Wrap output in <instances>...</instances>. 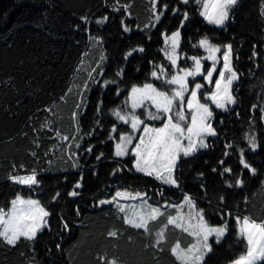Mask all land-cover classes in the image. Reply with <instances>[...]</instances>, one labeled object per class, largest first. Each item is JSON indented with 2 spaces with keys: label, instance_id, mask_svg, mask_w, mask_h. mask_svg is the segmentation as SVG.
<instances>
[{
  "label": "trees",
  "instance_id": "1",
  "mask_svg": "<svg viewBox=\"0 0 264 264\" xmlns=\"http://www.w3.org/2000/svg\"><path fill=\"white\" fill-rule=\"evenodd\" d=\"M156 2L160 4V0ZM165 2L177 6L176 0ZM201 6L195 0L187 6L193 22L182 31L179 51L183 58L178 63L180 67H191L187 57L205 56L202 49L193 47L205 36L220 45L222 52L223 46L230 43L232 67L239 75L233 85L237 103L228 112L214 113L218 138H208L209 147L197 153L198 159L184 165L179 181L182 187L175 188L129 171L128 158L114 156L117 133H112L114 140H109L108 133L113 123L119 130L129 132L112 110L125 108L132 85L152 83L171 93L174 86L165 80L174 73L165 57L161 33L170 35L179 20L169 12L157 22L155 14L163 8L154 9L152 0H0V208L7 210L19 193L24 198L40 200L50 212V227L38 233L34 241L21 238L17 246H8L0 239V264H104L102 257L116 258L118 264H180L172 255L175 235L167 231L165 239L156 243V232L163 225L160 218L149 222L150 231L145 233L125 224L121 212L112 206H96L98 199L112 197L117 189L146 192L153 206L162 202L176 204L184 195L190 196L197 210L206 211L205 220L210 226L227 223L222 247L210 241L217 249L220 264H230L244 253L246 245L237 238L234 218L248 217L250 222L264 224V150L258 147L253 152L246 139L255 136L258 145L264 144V0H238L225 29L203 22L199 17ZM180 7L182 15L185 9ZM104 17L108 19L97 24ZM125 26L130 33L123 32ZM139 47L145 51L124 59ZM252 52L257 55L252 56ZM102 55L106 58L104 76L92 85L86 97L87 111L80 122L81 134L86 129L92 136H85L79 141L81 149H75L72 113L81 102L88 73L100 63ZM159 65L169 71L167 77L156 80L150 73ZM120 68L124 74L116 77ZM105 79H115L116 83L103 85ZM116 88L121 89L119 96ZM101 99L103 104L97 113L94 108ZM140 113L142 110H138ZM57 131L68 135L69 140L60 141ZM36 143L40 144L38 149ZM89 143L93 146L90 154L84 151ZM69 144L76 152L72 159L68 158ZM241 149L258 170L257 175L251 179L244 176L243 188L234 186L225 191L228 183L234 184V178L223 173L219 161L226 160L227 166L242 176L238 159ZM32 151L37 152L36 157ZM100 153L103 156L97 160ZM77 157L79 167L72 168ZM33 168L37 170L39 186L30 189L9 179L12 174H30ZM115 168L123 169L118 174L120 178L112 175ZM77 181L82 185L77 189L81 195L69 197L67 193ZM57 193L60 195L54 200ZM77 207L81 209L79 217L73 215ZM61 215L74 220L70 231H61ZM110 230L119 235L108 237Z\"/></svg>",
  "mask_w": 264,
  "mask_h": 264
},
{
  "label": "snow or ice",
  "instance_id": "2",
  "mask_svg": "<svg viewBox=\"0 0 264 264\" xmlns=\"http://www.w3.org/2000/svg\"><path fill=\"white\" fill-rule=\"evenodd\" d=\"M190 3L191 0H176L177 6H172L165 2V0H160V4H157L156 0H152L154 9H159L161 6L163 8V11H158L155 14L157 22H160L161 16H165L169 12L179 20V26L176 30L171 31L170 35L167 32L161 33L163 43L166 46L164 49L165 57L170 62L171 71L174 73L169 79L165 80V83L174 87L171 89V93H169L158 89L152 83H144L142 86L132 85L124 102L125 108L122 109L118 106L112 110V115L118 121L122 122V125H128L131 131H121L113 123L111 131L108 133L109 140L116 139L112 133H117L118 140L115 142L114 156L117 158L128 157L127 163L131 165L129 171L134 169L136 173L153 177L162 184L175 188L182 187L179 181L184 165L198 159L197 153L209 147L206 142L208 138H218L217 129L213 123L214 111L209 107L208 102L210 101L216 110L228 112L229 106L237 103V98L233 94V85L234 82L239 80L238 72L234 70L231 63L232 59H234L232 45L230 43L224 45L223 48L226 50L222 52L221 46L210 42L207 36L200 38L197 44H193L194 48L198 47L202 49L206 55L203 57L191 55L187 57L192 62L191 67H180L178 62L183 58V54L179 51L183 39L182 31L188 23L193 22L190 19L187 8ZM195 3L198 5L202 4L203 10L199 12V17L202 18L203 22H206L207 25L225 29L227 27L226 22L230 17V11L237 6L238 0H195ZM180 6H183L185 9L182 15ZM113 10L119 11V8L114 7ZM82 19L86 21V17H82ZM107 19L108 17H104L103 19L97 20V24H102ZM147 27L149 26L145 25V28ZM123 32L130 33L131 29L125 26ZM144 51L145 49L143 47L133 48L125 55L124 59L128 60L129 57L135 58L134 53H143ZM221 52L223 66L218 69L217 65L220 62L218 54ZM251 55L255 56L257 53L252 52ZM105 59L102 55L100 57V63H97L96 67H93L88 73V81L90 82L86 81L84 83V88L81 92V102L76 105L77 111L72 113V118L75 122V135H72L71 139L75 142V149H81V143L79 141H83L85 136H92V132L86 129L81 134L80 122L87 111L88 101L86 97L93 90L92 85L98 84L99 78L104 76L103 62ZM205 60L211 62L210 67L205 68L203 64ZM156 68H158V71ZM168 71L163 65H159L154 67L150 75L152 78L160 80L162 76L167 77ZM205 72L206 75L204 74ZM93 73L96 75L94 76ZM123 74L124 69L120 68L115 73V76L122 77ZM196 77H201L205 83L196 82ZM110 83H116V80L112 79L110 81L105 79L103 81V85ZM213 83L214 90L208 88L206 92L201 91L206 85H212ZM120 93L121 89L116 88L115 94L119 96ZM201 97L206 102L202 103ZM101 104H103L102 99L95 106V112L99 113ZM177 105L179 106V110H176ZM129 107L130 110H127ZM253 107L255 108V106ZM137 109H143L144 111L138 115ZM151 109H155V111H151ZM186 111L188 116H190V120L186 116ZM145 113L148 120L161 121L162 126L155 127L146 123L145 120L141 119V115ZM56 137L60 141L69 140L68 135H61L59 131L56 132ZM246 139L253 152L258 147L264 150V144L258 145L255 136L246 137ZM35 147L38 149L40 144L36 143ZM227 147H232V145H227ZM68 149V158L72 159V157L76 156V152L72 150L73 144H69ZM84 151L89 154L92 153L93 146L89 143L84 148ZM31 155L36 157L37 152L32 151ZM44 155H48V153L45 152ZM223 155L226 156L227 153L225 152ZM101 156H103V153L97 155L96 159L99 160ZM238 159L243 170L242 176H238L233 168L227 166L226 160L221 159L219 161L218 167H222L223 173L231 174V177L234 178V184L228 183L225 191L234 186L243 188L246 183L244 176L251 179L257 175L258 170L246 159V153L243 149L240 150ZM13 167L15 168L16 166L13 165ZM20 167L23 168V165ZM71 167H79V157L72 163ZM122 170V168H115L112 175L120 178L118 174ZM212 171L218 175L220 174L217 168H213ZM37 177V170L33 168L30 174H12L9 176V179L14 184L24 185L32 189L34 186H39L40 184V180ZM81 187L80 181H77L73 190L69 191L67 195L73 198L80 196L81 194L77 189ZM159 194L162 197L164 195L163 192ZM59 195L57 193V196L53 197V199L56 200ZM146 197V192L132 193L127 190L121 191L117 189L111 199H98L96 206L111 205L118 198H140L143 201L139 206L141 210L137 211L136 205L130 206L131 216L126 214L124 223L133 229H143L145 233H149V220H154L157 214L162 213H160L158 208H152L151 205H147ZM220 199L223 201L224 197H220ZM183 200L188 204L190 209L194 210L190 213V216L195 217L196 224L191 226V234L196 237V243L184 251L182 255L177 254L178 245L172 248V253L176 255V258L181 264H220L217 249L209 242V239L215 236L216 245L222 247L221 237L226 235L227 223L223 222L220 227L210 226L205 220L207 213L204 209L200 208L197 210L194 200L188 195H184ZM57 203H59L58 200ZM145 205H147L148 211H144ZM173 206L175 207V205ZM116 207L120 212H126L125 206L118 202L116 203ZM73 215L79 217L81 215V209L77 207ZM49 216L50 212L46 210L45 206L41 205L40 200L31 198L24 199L17 193L15 194V198L11 200V207L7 212L3 208H0V239L8 246H17L21 238L34 241L38 233L50 227L48 222ZM239 220L240 218L237 217V223H239ZM59 221L61 231H70L71 224L74 223L73 219L64 215L59 217ZM168 223H173L172 218H169ZM240 231L242 234L246 233L249 247L247 256L236 260L235 264H255L257 254L260 257H264V224H257L254 221L250 222L248 217H244L243 226ZM118 235V231L115 230H110L107 233L108 237L113 238ZM162 238L163 232L158 233L156 243L159 244ZM101 259L104 260V264H118L116 258L108 260L106 257H102Z\"/></svg>",
  "mask_w": 264,
  "mask_h": 264
},
{
  "label": "rangeland",
  "instance_id": "3",
  "mask_svg": "<svg viewBox=\"0 0 264 264\" xmlns=\"http://www.w3.org/2000/svg\"><path fill=\"white\" fill-rule=\"evenodd\" d=\"M202 10H203V8L201 6L200 11H202ZM214 27H216V26H214ZM224 50H226V49H224ZM220 61H221L220 64L217 65V68L218 69L223 66L222 53L220 54ZM231 63H232V61H231ZM203 64H204L205 68H208V67L211 66V62L210 61H206L205 60V61H203ZM204 74L206 75V72ZM214 75H218V74H214ZM189 79L191 80V78H189ZM196 82H200L202 84L205 83L202 80L201 77H196ZM208 88H212L214 90V83L212 85H206L205 88L201 89V91H203V92L205 90L207 91ZM201 102L202 103L203 102H206L203 99V97H201ZM208 103H209V107L211 109H213L214 113L215 112H224L222 110H216L215 109V106L213 104H211L210 101ZM232 106L233 105H230L229 107H232ZM127 110H130V107ZM138 110H142V112L144 111L143 109H137V114H138ZM176 110H179V106L178 105L176 107ZM186 116H188L187 111H186ZM141 119L145 120L146 123H149L152 126H154L152 124V122H157L158 121V120L157 121L148 120L147 119V116H146V113L144 115H141ZM188 119L190 120V116H188ZM213 120H214V117H213ZM160 126H162V125H160ZM126 127L129 129V132H130L131 131L130 127L128 125H126ZM155 127H159V126H155ZM202 150H204V149H202ZM127 158L128 157H123V158H119V159H127ZM134 172H135V170H134ZM137 174L143 175L141 173H137ZM166 186L172 187V186H169V185H166ZM119 190L124 191L126 189H119ZM127 191H129V190H127ZM129 192H132V191H129ZM132 193H135V192H132ZM114 194H115V192L113 193L112 196H114ZM24 199H29V198H24ZM107 199H111V197L110 198H107ZM117 202L119 204H121V205H124L125 208H126V212H121V214L123 216V219H124V217H125L126 214H128L129 216H131L130 206L136 205L137 206V209L136 210L137 211H140L141 209L139 208V206L143 203V201L140 198H137V199H123V198H118L116 202H114L113 204L110 205L113 208L117 209L118 211H119V209L116 207V203ZM147 205H151L148 200H147ZM147 205L144 206V211H148ZM173 205H175V207ZM10 207H11V205H10ZM151 207L152 208H158L160 210V213H162V214H157L156 215V218H155V219L160 218L163 221V225H161L160 230L158 232H156V237H157V234L158 233L163 232V238L161 239V241H163L165 239V236H166V232L167 231L170 234L175 235L176 236V239H175V242H174L172 248L177 247V245H178V247H177V254L178 255H182L184 251H186L188 248H190L193 244L196 243V237L191 234V231H192V227L191 226L196 224L195 217L194 216H190V213L193 212L194 210L193 209H190L189 206H188V204L184 200H181L180 202H178L176 204H171L169 202H162L160 205H156V206L151 205ZM8 209L7 210H4V211L7 212ZM169 218H172L173 223H168ZM154 220H149V222L154 221ZM149 222H148V224H149ZM234 225H235V229L237 231V238L239 240H242L245 243L246 247H245L244 253L240 257H238L237 259H235L230 264H235V261L236 260H239L242 257H246L247 256L248 247H249L248 244H247V236H246V233H243L242 234L241 231H240V229L243 226V219L240 218L239 223H237V217H235L234 218ZM141 230H143V229H141ZM223 237H221V241H222ZM210 238L211 239H209V242L212 240L213 243L216 244V238H215V236H212ZM172 255L176 258V255H174L173 253H172ZM176 260L181 264V262L177 258H176ZM255 264H264V257H260L259 254H257V260H256Z\"/></svg>",
  "mask_w": 264,
  "mask_h": 264
}]
</instances>
